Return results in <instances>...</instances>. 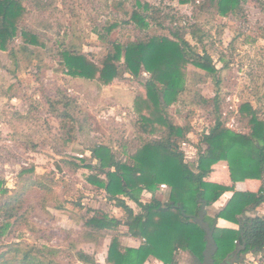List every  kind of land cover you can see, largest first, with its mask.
Listing matches in <instances>:
<instances>
[{
	"label": "rangeland",
	"instance_id": "rangeland-1",
	"mask_svg": "<svg viewBox=\"0 0 264 264\" xmlns=\"http://www.w3.org/2000/svg\"><path fill=\"white\" fill-rule=\"evenodd\" d=\"M119 1H123L121 6L117 5ZM136 1L26 0L28 10L20 29L38 34L47 46L25 50L18 36L9 45L15 53L0 51V182L8 195L15 194L28 176L22 178L20 172L33 165L49 189L34 185L28 190L13 229L0 239V251L6 244L23 242L34 248L55 250L50 257L57 264H85L78 256L80 252L87 255L90 263L99 264L110 237L86 242L81 220L103 215L117 218L123 214L104 191L87 182L92 171L82 165L96 163L90 149L97 144L109 146L121 160L134 151L141 141L134 127L138 118L134 98L141 91L139 83L150 75H128L109 85L74 78L56 70L57 52L65 47H74L99 60L112 50L108 42L126 43L155 33L171 37L169 30H178L196 52H207L218 69V88L212 78L197 84V88L210 99L219 93V114L226 125L244 132L235 119L237 107L243 102L251 103L264 120V0H242V11L227 16L213 8L199 11L195 4L180 0H141L160 10L156 21L151 20L144 30L127 21L125 10L130 12ZM113 23L117 27L106 33ZM188 70H194L193 66H188ZM193 91L191 88L186 92V104H173L169 113L175 123L181 124L187 111L193 110L196 129L187 140L199 149L198 132L213 124L214 110L210 103H194ZM62 95L73 98L88 114L89 132H79L75 126L73 136H67L71 118L60 122L49 108L50 100ZM64 110L58 107L57 113ZM180 146L192 159V148L182 143ZM186 153L184 160L188 158ZM70 160L80 167H71ZM157 195L167 197L165 191ZM5 199L0 197V203ZM178 258L184 264H192L182 254Z\"/></svg>",
	"mask_w": 264,
	"mask_h": 264
},
{
	"label": "trees",
	"instance_id": "trees-1",
	"mask_svg": "<svg viewBox=\"0 0 264 264\" xmlns=\"http://www.w3.org/2000/svg\"><path fill=\"white\" fill-rule=\"evenodd\" d=\"M180 1L195 4L199 11L213 8L222 16L237 14L243 9L242 0ZM122 4L123 1L117 3L118 6ZM27 10L26 0H0V51L8 52L10 43L18 36L25 50L46 48L44 38L31 30L20 29ZM125 13L129 15L128 22L144 30L151 20L156 21L160 10L148 2L137 0L132 10H125ZM156 24L161 27L160 22ZM116 27V23L110 24L106 33ZM169 31L171 37L155 33L126 43L108 42L112 50L99 60L74 47H65L57 52L58 72L99 85H109L129 76L137 78L142 73L150 75L145 82L139 83L141 91L134 98V111L138 115L134 127L141 139L134 151L121 160L109 146L97 144L90 149L96 163L82 165L92 171L87 182L104 191L123 211L121 218L103 215L81 220L86 229V242H98L105 235L110 237L105 264H144L149 257H154L161 264H177L175 255L179 250L202 262L205 231L196 218L203 205L210 206L229 190L233 194L223 209L214 217L204 214V221L212 228L218 244L214 263H224L243 243L245 249L237 258L249 251L264 253V218L249 216L239 222L235 212V205L242 211L246 207L255 209L264 202V120L259 117L258 109L249 102H243L237 107L235 119L245 129L244 132L227 126L219 114V93L210 99L202 96L197 88V84L206 82L208 78L213 79L217 88L220 85L218 69L211 56L207 52L203 55L196 52L178 30ZM190 65L194 70H188ZM191 88L194 90V103L200 106L210 103L214 110L213 125L201 138L207 148L193 164L185 162L184 153L178 147V142L191 130L193 110L187 111L182 124L175 123L169 113L173 104L187 103L185 94ZM58 107L65 110L57 113ZM49 108L60 122L62 118H71L67 136H73L75 126L79 132L83 129L90 131L88 114L73 98L64 95L53 98ZM219 162L226 163L234 184L246 179L261 180L259 191L242 193L234 185L206 181L212 166ZM68 164L73 168L80 167L72 160ZM48 173L54 175L53 170ZM19 175L22 178L28 176L24 186L13 195H8V190L2 189L0 182V197H6L0 203V215L3 216L0 239L13 229L28 190L34 185L49 189L33 165L23 168ZM161 184L168 187L165 203L156 197L147 202L141 200L144 191L154 194ZM218 218L239 224V228H219L216 225ZM121 226L127 228L126 232H120ZM125 235L141 240L140 245L124 246L121 237ZM234 241H237L236 248ZM35 248L23 242L6 244L0 251V264H57L50 257L55 250ZM78 256L85 264H97L90 263L83 252Z\"/></svg>",
	"mask_w": 264,
	"mask_h": 264
},
{
	"label": "crops",
	"instance_id": "crops-1",
	"mask_svg": "<svg viewBox=\"0 0 264 264\" xmlns=\"http://www.w3.org/2000/svg\"><path fill=\"white\" fill-rule=\"evenodd\" d=\"M189 41V40H188ZM195 118L193 117L190 125H191V130L186 134L185 138L181 141L178 142V147L180 150H184L182 148V146H180V143H182L184 146H187V148H192V159H189V156L188 154L186 153V157H188L187 159L189 160H185V162L189 163V164H193V163H196L197 162V159H198V155L203 153L206 148H207V145L204 143V142H201V138H202V135L207 133L211 126V123H210V127H208L207 129L205 127H202L200 130H199V141L201 143V148L199 149H196L194 147V145L191 144V142H189L187 140V137L188 135L190 136L191 134H194V130L196 129L195 128ZM214 121V118L212 120V123ZM182 124V123H181ZM194 148V150H193ZM183 152V151H182ZM185 153H184V156H185ZM206 181H211V182H216V183H220V184H224V185H234V188L237 190V191H241L242 193H246V192H251V193H256L259 191V188L261 187L262 185V181L261 180H258V179H246L244 181H239V182H236L235 184L231 181L230 179V176H229V169H228V166L226 165V163L224 162H219V163H216L212 166V170L211 172L206 176L205 178ZM162 191H165L167 193V197L166 198H161L159 197L157 194L158 192H162ZM233 192L232 191H225L217 201H215L214 203H212L210 206H207L205 207V213L206 215L210 216V217H214L221 209L224 208V206L227 204L228 200L230 199V197L232 196ZM152 197H156L157 199H159L162 203H165L167 201V198H168V188L167 189H160L158 190L156 193L152 194V193H149L147 191H144L141 195V200L143 202H147L149 200L152 199ZM235 212L237 213L236 217L237 219L239 220V222L243 219V217H249V216H259V217H262L264 218V202H262L260 205L256 206L255 209H249V207H246V210H240L239 206L235 205ZM123 215V214H122ZM122 217V216H121ZM121 217H117V218H121ZM216 225L217 227L219 228H226V229H231V228H234V229H238L239 228V224H236L232 221H229V220H225V219H221V218H218L217 219V222H216ZM121 227H124V226H121ZM125 230H120V232H126L127 228L124 227ZM121 241L123 243L124 246H128V247H138L141 243V240L139 239H135L133 237H130V236H122L121 237ZM234 246L236 248V244L235 241H234ZM182 254L183 255V258L185 260H187V258L189 259V261H192V264H198V261L195 260L188 252L186 251H181L179 250L175 257H176V261H177V264H184L183 262L179 261V258L178 256ZM257 254H255L254 252L252 251H249L243 255H241L239 258H242V256H246V258L248 257H252V256H256ZM233 257V254L226 260V264H229V261H231ZM105 258V257H104ZM239 258H237V261L234 263V264H237L239 263ZM102 264H105L104 263V259L102 260L101 262ZM161 264V262L157 259H155L154 257H149L147 259V261L144 263V264Z\"/></svg>",
	"mask_w": 264,
	"mask_h": 264
},
{
	"label": "water",
	"instance_id": "water-1",
	"mask_svg": "<svg viewBox=\"0 0 264 264\" xmlns=\"http://www.w3.org/2000/svg\"><path fill=\"white\" fill-rule=\"evenodd\" d=\"M204 214H205V206H202V209L196 218V221L201 225L203 230L205 231V249L203 252V260L202 262H198V264H215L213 256L215 255L217 249H218V244L215 240V237L213 235V230L210 228L209 224L204 221ZM245 249V244L243 243L240 248L236 250V252L233 254V257L231 261H229V264H234L237 261V256L240 251ZM244 259V256L242 258H239V262ZM221 264H226V261Z\"/></svg>",
	"mask_w": 264,
	"mask_h": 264
},
{
	"label": "built area",
	"instance_id": "built-area-1",
	"mask_svg": "<svg viewBox=\"0 0 264 264\" xmlns=\"http://www.w3.org/2000/svg\"><path fill=\"white\" fill-rule=\"evenodd\" d=\"M162 189L166 188L165 184H161L160 185ZM235 243H237V241H235ZM237 264H264V253H260L257 254L256 256H252V257H244V259L242 261H240Z\"/></svg>",
	"mask_w": 264,
	"mask_h": 264
}]
</instances>
